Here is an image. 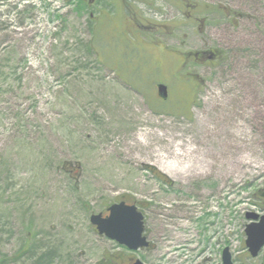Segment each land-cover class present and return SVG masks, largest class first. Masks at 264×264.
I'll use <instances>...</instances> for the list:
<instances>
[{
  "label": "rangeland",
  "instance_id": "obj_1",
  "mask_svg": "<svg viewBox=\"0 0 264 264\" xmlns=\"http://www.w3.org/2000/svg\"><path fill=\"white\" fill-rule=\"evenodd\" d=\"M120 1L142 36L118 0H0V256L37 250L13 264H97L88 211L121 197L152 204L159 236L220 202L238 250L264 214V0ZM207 49L222 57L180 66Z\"/></svg>",
  "mask_w": 264,
  "mask_h": 264
},
{
  "label": "flooded vegetation",
  "instance_id": "obj_2",
  "mask_svg": "<svg viewBox=\"0 0 264 264\" xmlns=\"http://www.w3.org/2000/svg\"><path fill=\"white\" fill-rule=\"evenodd\" d=\"M84 1H86L88 8H91L95 2V0ZM118 3L119 5L116 7L119 11H115V13H118V22L123 28L122 33L125 30L126 34L131 33L127 27V21H130L138 29V34L142 36V29H146V26L148 25L143 24V22L139 20L137 13H134L133 15L126 14L130 8L127 10L125 2L124 5H121V1L118 0ZM200 5L201 4L197 2L187 4L188 16L191 15L192 11L197 10ZM90 18H93V15L90 16ZM167 28L168 27H165V29ZM151 44L152 42L149 43V45ZM161 45L168 54V48L163 44ZM222 53L223 52L219 49H207L196 53H184V57L180 61V66H185L184 64H186L190 58H192L194 62L202 63L204 65L215 64L216 61L221 58ZM193 76L197 77L196 74ZM196 86L199 87V85ZM148 171H150L155 177L159 175L156 168L149 167ZM160 180L162 182H167L170 186L173 184L171 181L170 183L168 181H163L162 178H160ZM260 193L263 194V192ZM256 196H258V193H256ZM116 202H125L126 205L129 206L135 205L137 209L143 213V236L146 237L148 244L136 249L131 248L126 243L118 242L106 235H100L97 227L91 224V230L100 236V238L106 243L103 256L97 264H226V262L230 264H246V261L248 260H250L249 264H255L251 261H255L258 258H261V260L258 259V264H264V248L256 256H254L250 249L246 245L244 246V244L242 245V248L238 250L237 233L235 229H232V226H236V224H233L232 222H227V225L222 224V220L227 218L228 212L224 213L222 211V208L224 207L220 202L219 205L221 210L218 209L213 211L214 205L212 204L211 198L209 203H207V209L202 215L194 218L188 216L180 218V220L184 222V225L189 223L188 225L190 226H188V228H184L183 224L182 227H177L175 226V223L172 222L170 225L175 227V229L168 231L165 236H159L156 233L155 228L149 226L150 213L152 212V204L150 202L140 200L132 201L123 197ZM110 207L111 204L107 203L98 213H101L102 216L106 218L110 214ZM230 212L232 211L230 210ZM93 213L94 211L91 210L90 218ZM223 213L225 215L224 217H222ZM229 215L231 218L235 217L234 213H229ZM248 224L249 221L244 225V231ZM191 225L193 227H191ZM175 230L181 233L182 236H175ZM42 236L44 235L42 234ZM38 246L39 248H44L42 245ZM36 251L37 250L34 249L33 246H29V248L25 246L13 255L0 256V264L19 263L24 258L35 259L37 258ZM55 260L56 257H53L47 262L46 258L44 260L42 256V260L34 261V264H53L55 263Z\"/></svg>",
  "mask_w": 264,
  "mask_h": 264
},
{
  "label": "water",
  "instance_id": "obj_3",
  "mask_svg": "<svg viewBox=\"0 0 264 264\" xmlns=\"http://www.w3.org/2000/svg\"><path fill=\"white\" fill-rule=\"evenodd\" d=\"M158 91L161 98H168V88L165 84H159ZM71 165H73L72 162H66L64 169ZM77 169H81L79 163H77ZM80 173L78 171L76 176H80ZM109 210L110 215L106 218L102 214H93L91 217V222L97 226L100 235L126 243L134 249L148 244L146 237L143 236L144 216L135 205L129 206L125 202L115 203ZM247 218L252 222L246 228V244L251 253L256 256L264 247V215L249 212ZM226 264L230 263L226 262Z\"/></svg>",
  "mask_w": 264,
  "mask_h": 264
},
{
  "label": "trees",
  "instance_id": "obj_4",
  "mask_svg": "<svg viewBox=\"0 0 264 264\" xmlns=\"http://www.w3.org/2000/svg\"><path fill=\"white\" fill-rule=\"evenodd\" d=\"M221 57H222V56H221ZM49 255H50V254H48L47 252L44 253V254H43V259H44V260H45V258L49 259V258H50Z\"/></svg>",
  "mask_w": 264,
  "mask_h": 264
}]
</instances>
